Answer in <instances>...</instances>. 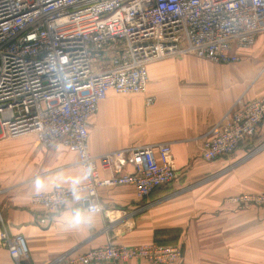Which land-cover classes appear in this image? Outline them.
<instances>
[{
    "label": "built area",
    "instance_id": "1",
    "mask_svg": "<svg viewBox=\"0 0 264 264\" xmlns=\"http://www.w3.org/2000/svg\"><path fill=\"white\" fill-rule=\"evenodd\" d=\"M264 33V0H0V129L4 137L34 134L44 147L66 148L87 172L79 187L37 192L32 203L57 214L82 195L85 209L102 213L99 192L131 186L143 200L179 179L172 145L157 143L93 155L91 118L110 91L148 96L150 64L194 56L216 64L240 58ZM264 96L233 106L201 149L207 163L233 157L257 136ZM131 169L130 172L127 169ZM229 202L264 213V195ZM42 225L48 218L40 220ZM17 264L28 257L23 238L0 232ZM180 245L112 243L49 264H179Z\"/></svg>",
    "mask_w": 264,
    "mask_h": 264
},
{
    "label": "crops",
    "instance_id": "2",
    "mask_svg": "<svg viewBox=\"0 0 264 264\" xmlns=\"http://www.w3.org/2000/svg\"><path fill=\"white\" fill-rule=\"evenodd\" d=\"M233 53L239 62L225 65L189 55L152 63L147 95L155 98L153 106L146 105L145 96L110 91L91 118L93 155L172 145L178 181L143 200L131 186L105 188L99 192L102 213L88 212L79 195L63 211L46 214L32 203V195L83 185L85 179L73 184L84 175L77 155L44 147L34 134L4 137L0 129V232L24 239L28 257L20 264H49L108 243L153 242L180 245L179 264H264L263 211L229 202L240 195H264V120L255 139L233 157L213 163L201 157L211 129L233 106L264 96V33L252 47ZM77 211L87 223H70ZM44 218L46 225L40 223ZM0 264H17L1 244Z\"/></svg>",
    "mask_w": 264,
    "mask_h": 264
},
{
    "label": "clouds",
    "instance_id": "3",
    "mask_svg": "<svg viewBox=\"0 0 264 264\" xmlns=\"http://www.w3.org/2000/svg\"><path fill=\"white\" fill-rule=\"evenodd\" d=\"M86 178H87V172H85L84 175H82V176H78V177L73 178V184L74 185L78 184V183H80L82 180H84ZM74 196H75V198L77 200L80 199L79 194L76 193L75 191H74ZM87 222H88V218L85 215H83L80 211H77L74 215H72L70 217V223L73 226H79V225L85 224Z\"/></svg>",
    "mask_w": 264,
    "mask_h": 264
},
{
    "label": "rangeland",
    "instance_id": "4",
    "mask_svg": "<svg viewBox=\"0 0 264 264\" xmlns=\"http://www.w3.org/2000/svg\"><path fill=\"white\" fill-rule=\"evenodd\" d=\"M194 58V57H193ZM179 58H175V59H173V58H170V59H165V60H161V61H158V62H162V61H175V60H178ZM205 60V59H204ZM208 61V60H207ZM210 62V61H209ZM155 63H157V62H155ZM211 63H213V62H211ZM216 64V63H215ZM218 65H220V64H218ZM152 94V93H151ZM152 95H154V96H156L155 94H152ZM118 97H121V98H125V97H122V96H118ZM141 98V97H140ZM127 99V98H126ZM157 100H158V98H157ZM156 103V102H155ZM154 105V104H153ZM153 105H151V106H153ZM151 106H148V107H151ZM145 110H146V108H145ZM255 152H257V151H255ZM155 243H157V242H155ZM159 244V243H158Z\"/></svg>",
    "mask_w": 264,
    "mask_h": 264
}]
</instances>
